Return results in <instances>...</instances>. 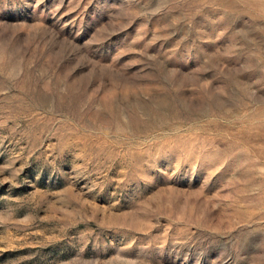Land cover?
<instances>
[{
    "label": "rangeland",
    "instance_id": "374dc122",
    "mask_svg": "<svg viewBox=\"0 0 264 264\" xmlns=\"http://www.w3.org/2000/svg\"><path fill=\"white\" fill-rule=\"evenodd\" d=\"M0 264H264V0H0Z\"/></svg>",
    "mask_w": 264,
    "mask_h": 264
}]
</instances>
